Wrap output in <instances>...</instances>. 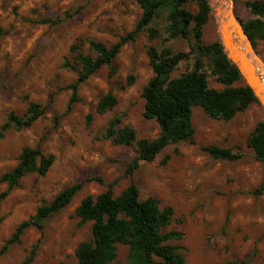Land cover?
Instances as JSON below:
<instances>
[{
  "label": "rangeland",
  "instance_id": "374dc122",
  "mask_svg": "<svg viewBox=\"0 0 264 264\" xmlns=\"http://www.w3.org/2000/svg\"><path fill=\"white\" fill-rule=\"evenodd\" d=\"M245 1L233 0L238 21L252 17ZM207 2L210 11L203 44L220 38L213 0ZM187 7L197 9L194 4ZM140 16L135 0H0V127L10 113L23 116L31 102L44 107L32 124L5 131L0 139V176L16 166L24 147L53 157L44 175H24L0 200V248L39 206L65 187L82 183L70 203L49 217L42 230L26 228L20 241L0 254V264H78L75 249L90 238L91 222L80 224L75 208L86 195L96 196L110 183L117 195L131 182L141 199L153 197L159 208L172 207L166 230L182 233L181 239L170 243L179 248L184 264H264V161L256 160L247 145L254 126L264 120L258 101L227 121L209 118L194 106L193 140L171 144L153 161H141L131 176L125 169L136 155L134 145L105 137L116 116L120 127L133 128L138 138L159 133L156 121L143 116L142 91L153 75L148 47L188 51L194 43L183 38L164 41L165 14L152 23L159 29L158 37L150 39L147 31L140 32L121 47L111 67H101L84 81L72 100L70 85L79 69L76 53L93 54L91 40L106 46L116 43ZM253 47L262 61L257 73L264 81V40ZM66 62L74 69L65 67ZM191 68L192 60L184 61L172 76ZM205 70L209 86L222 89L207 65ZM241 84L243 79L235 83ZM108 93L116 104L98 112L99 100ZM209 145L242 156L235 161L214 159L205 150ZM6 190L7 184L0 183V193ZM126 256L127 246L118 244L111 264H128Z\"/></svg>",
  "mask_w": 264,
  "mask_h": 264
},
{
  "label": "trees",
  "instance_id": "16d2710c",
  "mask_svg": "<svg viewBox=\"0 0 264 264\" xmlns=\"http://www.w3.org/2000/svg\"><path fill=\"white\" fill-rule=\"evenodd\" d=\"M135 1L141 8V16L135 27L110 46L99 41H89L93 54L76 53L79 69L76 81L70 85L74 100L78 87L101 67H111L113 59L125 43L133 40L142 31H147L150 39L158 37L159 29L152 23L163 14L164 41L176 38L194 40L188 51H173L168 46L148 47L147 56L153 75L142 91L143 116L154 119L158 124L159 133L156 137L138 138L133 128L120 127L121 119L118 116L109 122L105 137L115 143L135 147L136 155L125 169L129 176L141 161H153L167 146L193 140L194 106H200L209 118L227 121L257 101L246 84L235 85L241 80V75L226 57L222 45L218 41L207 44L200 42L210 11L207 0ZM188 4H194L196 11L190 10ZM244 5L252 17L240 22L254 46L258 40H264V0H246ZM75 49L73 46L72 50ZM187 60H192V68L173 77L174 70ZM206 65L224 86L222 89L209 86ZM64 66L74 69L67 62ZM115 104L116 98L108 93L99 100L97 111L104 112ZM43 113L44 107L34 102L29 104L23 116L10 113L0 127V139L8 128L26 127ZM247 145L252 149L256 160L264 161V120L254 126L248 136ZM205 150L212 158L226 161H235L242 156L229 148L214 145L207 146ZM52 161L51 155H44L38 148L24 147L16 166L0 176V183L7 184V190L0 193V200L24 175L30 172L44 175ZM95 180L102 183L101 178ZM113 185L114 183L108 184L96 196L86 195L75 208L80 224L91 222L90 238L81 241L75 249L77 263L111 264L117 255V245L124 244L127 246L128 264H184L179 248L170 243L171 240L181 239L182 233L166 230L173 215L172 207L159 208L153 197L141 199L134 182L129 183L117 195L114 194ZM81 187V182L71 184L48 203L39 206L33 216L17 225L0 248V254L19 242L26 228L33 226L42 230L44 222L67 206ZM32 254L26 263L32 260Z\"/></svg>",
  "mask_w": 264,
  "mask_h": 264
},
{
  "label": "water",
  "instance_id": "95a60500",
  "mask_svg": "<svg viewBox=\"0 0 264 264\" xmlns=\"http://www.w3.org/2000/svg\"><path fill=\"white\" fill-rule=\"evenodd\" d=\"M230 1L233 3V0ZM213 13L216 17L214 11ZM232 20L234 29H229L228 24L219 26V43L222 45L223 51L228 60L238 69L244 84L252 90L256 100L264 108V84L263 80L257 73V67L262 64V61L258 57L250 39L244 32L241 22L238 21L234 15V12L232 14ZM234 35L244 38L247 46L246 52L240 50L235 43L233 39Z\"/></svg>",
  "mask_w": 264,
  "mask_h": 264
},
{
  "label": "bare ground",
  "instance_id": "6f19581e",
  "mask_svg": "<svg viewBox=\"0 0 264 264\" xmlns=\"http://www.w3.org/2000/svg\"><path fill=\"white\" fill-rule=\"evenodd\" d=\"M211 7L216 14V18L218 21L219 26H224L228 24L229 29H234L232 14H233V7L230 0H213V5L211 3ZM233 39L235 43L238 45L240 50L246 52L247 46L244 38L234 35ZM251 56V55H248ZM264 84V81H263Z\"/></svg>",
  "mask_w": 264,
  "mask_h": 264
}]
</instances>
